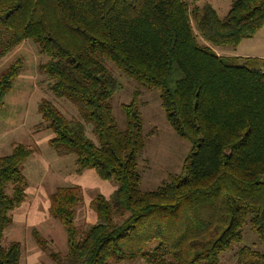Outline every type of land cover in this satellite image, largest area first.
Returning a JSON list of instances; mask_svg holds the SVG:
<instances>
[{
    "label": "trees",
    "instance_id": "trees-1",
    "mask_svg": "<svg viewBox=\"0 0 264 264\" xmlns=\"http://www.w3.org/2000/svg\"><path fill=\"white\" fill-rule=\"evenodd\" d=\"M263 26L264 0H233L223 18L209 3L187 0H0V61L33 42L46 58L39 70L49 91L77 113L66 118L51 102L39 103L49 148L73 155L77 172L117 185L109 199H92L97 222L81 238L74 226L80 188L50 194L48 214L67 244L65 256L50 254L56 264H219L246 225L264 245V68L214 51L237 47ZM104 61L157 91L166 122L190 144L181 174L153 191L140 189L139 92L121 106L120 130L111 101L121 86ZM20 70L17 60L0 71V108ZM32 154L14 144L0 157V264H20V243L1 240L24 202L23 165ZM236 264H264V254L242 247Z\"/></svg>",
    "mask_w": 264,
    "mask_h": 264
},
{
    "label": "rangeland",
    "instance_id": "rangeland-1",
    "mask_svg": "<svg viewBox=\"0 0 264 264\" xmlns=\"http://www.w3.org/2000/svg\"><path fill=\"white\" fill-rule=\"evenodd\" d=\"M187 1L197 6L207 2L218 17L223 18L233 0ZM233 49L216 48L223 56L233 55ZM17 60L21 63V70L11 92L5 97L4 106L0 108V157L8 155L14 144L31 148L33 154L23 165V174L27 180L24 202L11 212L12 223L4 231L1 245L6 247L10 242H19L22 252L20 264H56L50 254L65 256L67 244L64 229L48 214L50 194L58 187L80 188L82 200L75 210L74 226L78 238H81L83 233L97 222L90 209L92 199L98 195L109 199L117 185L113 181L100 180L92 170L77 172L73 155L58 157L49 148L48 141L52 138V133L39 127V103L42 100L51 102L66 118H77L76 110L68 101L55 98L49 91L50 80L39 70L46 58L39 55L33 42L26 40L7 54L0 61V71ZM259 63L256 67L264 68V62ZM104 64L121 86L111 101L120 130L125 127L121 106L129 103L134 93L139 92L137 104L142 116V133L145 140L143 151L138 158L140 189L153 191L162 183L168 182L170 177L181 174L184 159L190 153V144L180 139L166 122L157 91L143 89L109 62L104 61ZM32 231H36L48 242L46 251L35 243ZM241 234L242 242L222 254L219 264H236L238 251L242 247L264 254V245L259 243L251 227L244 226ZM119 264L146 263L137 259Z\"/></svg>",
    "mask_w": 264,
    "mask_h": 264
},
{
    "label": "crops",
    "instance_id": "crops-1",
    "mask_svg": "<svg viewBox=\"0 0 264 264\" xmlns=\"http://www.w3.org/2000/svg\"><path fill=\"white\" fill-rule=\"evenodd\" d=\"M214 51L220 57L238 59L249 58L264 62V26L252 38L242 40L238 46L233 49V55L223 56L216 49H214Z\"/></svg>",
    "mask_w": 264,
    "mask_h": 264
}]
</instances>
